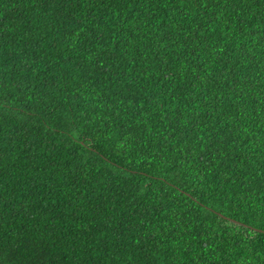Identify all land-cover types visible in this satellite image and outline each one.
Segmentation results:
<instances>
[{"label":"trees","instance_id":"obj_1","mask_svg":"<svg viewBox=\"0 0 264 264\" xmlns=\"http://www.w3.org/2000/svg\"><path fill=\"white\" fill-rule=\"evenodd\" d=\"M204 2L0 0V264H264V0Z\"/></svg>","mask_w":264,"mask_h":264},{"label":"snow or ice","instance_id":"obj_2","mask_svg":"<svg viewBox=\"0 0 264 264\" xmlns=\"http://www.w3.org/2000/svg\"><path fill=\"white\" fill-rule=\"evenodd\" d=\"M218 2V0H217ZM42 5L45 6V8L52 7V8H63L64 5L60 3V0H41ZM188 3L191 4L192 7L196 6V0H188ZM200 3L202 5L203 9H208V4L204 2V0H200ZM66 16L63 12L60 14V19H65ZM262 20H264V16H262ZM136 243H140V240L138 239ZM42 264H47L46 261L42 262Z\"/></svg>","mask_w":264,"mask_h":264}]
</instances>
